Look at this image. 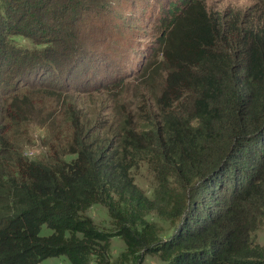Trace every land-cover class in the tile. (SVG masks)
I'll list each match as a JSON object with an SVG mask.
<instances>
[{"label": "trees", "instance_id": "1", "mask_svg": "<svg viewBox=\"0 0 264 264\" xmlns=\"http://www.w3.org/2000/svg\"><path fill=\"white\" fill-rule=\"evenodd\" d=\"M121 8L116 0H0L7 116L17 118L23 94L13 80L59 96L46 85L101 77L95 60L108 65V58L77 41L91 38L93 14L105 9L110 22ZM163 13L161 61L137 112L96 124L68 98L71 135L37 161L15 153L5 142L7 124L0 126V264L59 255L70 264H109L114 236L130 252L162 254L164 264H264L253 239L264 223V2L219 13L205 0H177ZM124 19L111 31L123 32ZM13 36L31 39L35 51L12 47ZM141 165L163 181L152 199L135 183ZM95 205L106 208L112 231L94 226L87 212ZM153 211L176 223L165 239L145 231ZM43 225L52 233L40 235Z\"/></svg>", "mask_w": 264, "mask_h": 264}, {"label": "rangeland", "instance_id": "2", "mask_svg": "<svg viewBox=\"0 0 264 264\" xmlns=\"http://www.w3.org/2000/svg\"><path fill=\"white\" fill-rule=\"evenodd\" d=\"M127 1V2H125ZM177 0H116L122 6L117 16L110 15V22L106 17V10L93 14L94 26L87 25L89 35L84 41H77V44L95 47L96 51H103L110 63L102 65L95 60L101 77L81 78V74L74 75L71 83L61 84L65 87L59 88L55 85H46L47 89L61 95H43L38 90L36 82H21L13 80L11 86H16L23 94L18 100V116L16 119L8 117L5 112L6 101L0 99V126L7 124L9 132L5 142L20 154L32 161L44 160L54 154L65 145L71 135V129H67L64 110L68 98L76 97L80 101L78 107L83 113H87L92 121L97 118L96 124H103L104 119L118 117L127 114H134L138 107L143 104V96L150 91V76L161 61V38L165 34L164 11L168 6ZM264 2V0H262ZM208 8L221 13L225 9L230 11H247L255 6L258 0H205ZM82 4V2L80 3ZM263 3L260 2V5ZM51 16V15H49ZM48 16V17H49ZM106 18V21H102ZM124 19L120 23L123 32L111 31L116 21ZM111 24V27H110ZM127 26V27H124ZM14 40V41H13ZM92 43V44H91ZM9 44L20 49L35 51V43L25 37L13 36ZM72 44H74L72 42ZM10 60L9 62H11ZM153 61L147 74L143 77V70L149 62ZM103 70L105 72L103 73ZM5 73V71H2ZM109 79L110 84H104V77ZM161 68L157 70L153 80H160ZM58 77V76H57ZM74 79V80H73ZM87 80V81H86ZM10 81V80H9ZM81 81L86 82L85 85ZM47 82H51L48 80ZM27 91V92H25ZM3 94H7L3 91ZM68 95V96H64ZM6 97V95H4ZM11 100V97H8ZM41 102L38 104V102ZM124 104V105H121ZM125 108V109H124ZM103 119V121L100 120ZM94 123V122H93ZM91 129H97L96 125ZM69 158V157H67ZM136 185L152 199L156 185L163 182L156 177L155 172L146 165H141L133 170ZM168 183L165 185L168 188ZM172 205V204H171ZM94 226L103 231H112L113 223L106 208L100 205L92 206L87 212ZM163 211H153L146 216L148 220L146 230L150 238L155 240L165 239L170 236L176 223L167 220ZM52 230L46 225L41 227L40 235H49ZM253 239L256 244L264 248V223L256 230ZM96 260V259H92ZM109 264H164L162 254H143L127 250L123 240L114 236L109 241L108 248ZM39 264H70L64 255L50 257L42 260ZM92 264H98V262Z\"/></svg>", "mask_w": 264, "mask_h": 264}]
</instances>
